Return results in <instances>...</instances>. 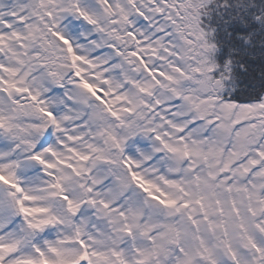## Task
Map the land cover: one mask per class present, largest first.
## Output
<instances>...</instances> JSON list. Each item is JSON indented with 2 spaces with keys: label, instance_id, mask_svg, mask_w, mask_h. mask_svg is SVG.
<instances>
[{
  "label": "snow or ice",
  "instance_id": "6c2138e0",
  "mask_svg": "<svg viewBox=\"0 0 264 264\" xmlns=\"http://www.w3.org/2000/svg\"><path fill=\"white\" fill-rule=\"evenodd\" d=\"M0 264H264V0H0Z\"/></svg>",
  "mask_w": 264,
  "mask_h": 264
}]
</instances>
